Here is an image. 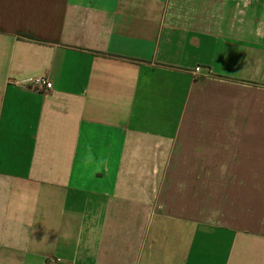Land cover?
Listing matches in <instances>:
<instances>
[{
  "label": "crops",
  "instance_id": "0c3cea01",
  "mask_svg": "<svg viewBox=\"0 0 264 264\" xmlns=\"http://www.w3.org/2000/svg\"><path fill=\"white\" fill-rule=\"evenodd\" d=\"M0 264H264V0H0Z\"/></svg>",
  "mask_w": 264,
  "mask_h": 264
},
{
  "label": "built area",
  "instance_id": "2783aa9c",
  "mask_svg": "<svg viewBox=\"0 0 264 264\" xmlns=\"http://www.w3.org/2000/svg\"><path fill=\"white\" fill-rule=\"evenodd\" d=\"M198 72L199 68H196L195 73ZM20 83L29 89L42 92L43 94H47L52 90V82L46 75L25 79L20 81Z\"/></svg>",
  "mask_w": 264,
  "mask_h": 264
}]
</instances>
